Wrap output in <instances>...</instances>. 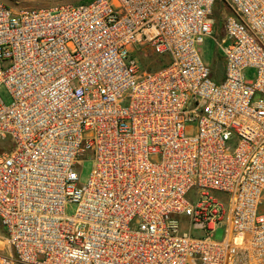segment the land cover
I'll return each instance as SVG.
<instances>
[{"label":"built area","instance_id":"obj_1","mask_svg":"<svg viewBox=\"0 0 264 264\" xmlns=\"http://www.w3.org/2000/svg\"><path fill=\"white\" fill-rule=\"evenodd\" d=\"M1 88L0 264H264V0L0 1Z\"/></svg>","mask_w":264,"mask_h":264},{"label":"rangeland","instance_id":"obj_2","mask_svg":"<svg viewBox=\"0 0 264 264\" xmlns=\"http://www.w3.org/2000/svg\"><path fill=\"white\" fill-rule=\"evenodd\" d=\"M1 2L5 3L7 6H9L12 10L17 11L22 8H50L55 7L58 5H77V4H85L90 1L87 0H0ZM219 8H222V5H218ZM215 18H222L221 11L215 10ZM215 30L214 38L213 37H206L204 39L203 44L199 47L200 55L204 62H206L209 65H213L215 61L218 60V58L221 56V50L217 44V41H221V39L225 36L224 32H222L221 28V22ZM221 61H218V66L221 67ZM256 76V72L253 69H250L246 72V78L247 80H254ZM0 98L6 103H11V97L8 95V92L5 88L0 89ZM93 168V161H86L84 163L82 172H81V181L82 183H85L90 176V173ZM191 199H194V194L190 195ZM264 204V203H263ZM75 207H69L68 212L72 213L74 211ZM225 235V229L219 228L217 232L215 233V239L222 240ZM5 253V252H3Z\"/></svg>","mask_w":264,"mask_h":264},{"label":"trees","instance_id":"obj_3","mask_svg":"<svg viewBox=\"0 0 264 264\" xmlns=\"http://www.w3.org/2000/svg\"><path fill=\"white\" fill-rule=\"evenodd\" d=\"M87 1H90V0H87ZM218 11V10H217ZM220 11V10H219ZM214 14H215V12H214ZM214 17H215V15H214ZM220 17H218V19H219ZM221 19V18H220ZM220 21V20H219ZM146 60V62H148L149 61V59H145ZM151 60V59H150ZM218 61H221L220 63H221V67H219L218 66ZM158 67H151L150 69L152 70H155V69H157ZM212 74H213V79L214 80H216L217 82H220V81H222V79L224 78V61H223V59H222V57L220 56L219 58H218V60L217 61H215L214 62V64L212 65Z\"/></svg>","mask_w":264,"mask_h":264}]
</instances>
